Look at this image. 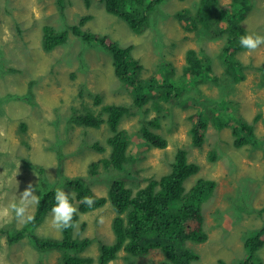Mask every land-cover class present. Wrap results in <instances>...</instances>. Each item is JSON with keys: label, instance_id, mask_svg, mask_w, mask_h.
Masks as SVG:
<instances>
[{"label": "rangeland", "instance_id": "1", "mask_svg": "<svg viewBox=\"0 0 264 264\" xmlns=\"http://www.w3.org/2000/svg\"><path fill=\"white\" fill-rule=\"evenodd\" d=\"M232 1L221 0V5L227 6ZM200 2L167 0L151 15L145 31L136 34L124 20L109 14L100 0H92L89 7L86 0H69L64 9L59 8L57 0H0V58L5 68L20 70L5 73L0 68V97L25 96L30 91V82H34L32 89L37 102V106H32L29 100L20 102L10 97L0 116V208L18 198L29 183L37 188L36 195L52 186L69 195L73 193L70 201L77 207L76 193L66 182L78 177L85 179L95 194L107 197L115 174L112 169H105L102 161L110 154L107 140L113 135L111 128L108 124L98 129L72 128L70 122L75 114L88 110L107 119L104 106L124 105L130 112L119 128L132 137L128 154L135 162L119 172L120 178L136 191L148 184L147 179H160L171 172L177 152L186 150L189 162L201 168L185 182L186 191L202 178L217 183L203 204L208 240L187 244L199 255L193 264H221V260L225 264H239L247 258L245 238L264 230V45L236 54L247 70L243 81H233L222 51L226 38L209 39L202 26L190 31L186 18L178 15L185 9L196 15ZM249 5L244 20L247 34L264 36V0H249ZM86 16L92 19L83 31L108 35L122 46H134L133 55L143 65L140 76L144 79L153 77L164 82L167 74L174 82L186 77L189 50H195L202 61L211 60L214 79L186 87L183 97L190 101L187 107L173 103L160 114L152 110L151 102L138 107L130 88L116 77L112 58L101 47L84 44L70 31L67 44L46 51L44 26L70 29ZM207 65L205 62L203 67L206 69ZM93 94L102 98L101 104ZM200 98L220 100L222 118H242L253 125L258 137L255 146L237 148L232 126L220 129L211 121L203 131V145L196 148L191 117L197 112L193 105ZM155 118L160 120L156 131L169 142L166 149L151 148L140 138L143 126L155 131L150 125ZM97 142L105 147L103 151L90 148ZM213 155L216 160L211 159ZM93 163L98 165L96 175L91 172ZM35 210L36 205L30 214L34 216ZM117 216L111 203L80 215L74 235L92 241L80 254L82 258L100 264L101 244L111 245L115 241L113 223ZM51 219L49 213L36 232L41 237L61 239L62 230L51 227ZM13 224L21 228L26 223L19 222L15 213L0 217L1 229ZM259 256L264 262V247ZM165 261L164 253L155 249L139 257L121 251L108 264ZM0 264H62V254L40 253L26 240L12 245L6 236H0Z\"/></svg>", "mask_w": 264, "mask_h": 264}, {"label": "trees", "instance_id": "2", "mask_svg": "<svg viewBox=\"0 0 264 264\" xmlns=\"http://www.w3.org/2000/svg\"><path fill=\"white\" fill-rule=\"evenodd\" d=\"M100 1L105 4L109 14L124 20L136 34H142L150 23L151 15L159 11V6L167 0ZM68 2L69 0H57L60 9H64ZM90 2L92 0H86L88 7L91 6ZM249 8V0H233L227 6H222L221 0H201L196 15H190L188 9L178 14L179 17L186 18L189 23L186 25L188 30L197 31L202 26L207 31L206 35L209 39L226 38V46L222 49L226 54L224 62L228 67L229 77L237 82L246 78L247 67L240 63L236 54L245 49L240 45L239 38L247 34L244 20ZM91 19V16L83 17L78 25H74L70 29L58 30L54 26H44L43 44L46 51L49 52L67 44L70 31L84 44H95V46L101 47L112 58L116 77L130 88L135 105L138 107L142 108L151 102L152 110L157 114L162 113L167 105L173 103H180L187 107L190 101L183 97L186 87L198 86L214 79L211 60L207 58L206 61H202L195 50H189L187 54L186 77L174 82L169 80L167 74L164 82L153 77L144 79L140 76L143 65L133 55L134 46H122L108 35L101 36L83 31L82 28ZM205 62L208 64L206 69L203 67ZM3 64L4 62L0 58V68L3 67L5 73L8 70L14 73L20 72L15 67L8 66L7 69ZM165 68L174 71L169 66ZM261 69L263 70V67ZM188 79L191 81L188 82ZM32 85L34 82H30V91L25 96L0 97V116L3 115L4 106L10 97L20 102L29 100L32 106H37ZM93 96L101 104L102 98L99 95L93 94ZM221 100L230 104L227 99ZM219 102L220 100L217 99L200 98L193 105L197 109V112L191 117L194 146L198 148L203 145L205 138L203 131L211 121H214V124L220 129L232 126L237 148L255 146L258 137L253 125L248 124L242 118H222L220 115L223 106ZM103 110L108 113L107 119L88 110L84 114H75L70 124L72 128L81 126L87 129H98L103 124L110 126L113 133L107 140L110 154L102 161L103 166L106 169H112L115 174L108 196L102 197L95 194L89 183L83 178L68 180L66 184L76 193L78 211L73 218L74 226L63 229L61 239L41 237L36 232L55 205L54 192L57 188L55 186L37 194L40 196V203L36 205L33 221L27 222L21 228H17L15 224L9 228H0V236H6L12 245L26 240L33 249L40 253L58 251L62 254V264H93L95 262L93 259L80 256L92 241L74 235L75 227L80 219L79 213L85 214L111 203L118 213L113 223L115 241L111 245L101 244L98 259L100 264H108L115 260L121 251L139 257L147 256L155 249L161 250L166 257V261L162 264H193L199 259V255L187 244L188 242L201 244L208 240V234L204 227L203 204L213 194L217 183L202 178L189 191H186L185 182L197 175L201 168L198 164L189 162L187 151L180 149L174 157L171 172L163 175L160 179H147L146 186L140 187L136 191L133 190L127 185V181L120 178L121 175H119V172L124 171L125 166L135 162V159L128 154L132 137L130 134L128 137L127 131L119 128L122 119L130 112V109L124 105H106ZM150 125L155 128V131L143 126L139 133L140 138L151 148L166 149L169 146L168 140L156 131L160 128L159 118L150 121ZM90 148L103 151L105 147L97 142L91 144ZM211 159L216 160V156L213 155ZM97 169L98 165L92 164V173L96 174ZM85 196L94 198L95 202L92 207L80 203ZM263 231L255 232L245 238L244 246L248 256L239 264H264L263 260L257 256L264 247ZM221 262V264H225L223 260Z\"/></svg>", "mask_w": 264, "mask_h": 264}, {"label": "clouds", "instance_id": "3", "mask_svg": "<svg viewBox=\"0 0 264 264\" xmlns=\"http://www.w3.org/2000/svg\"><path fill=\"white\" fill-rule=\"evenodd\" d=\"M239 43L243 48L247 49L249 52L255 51L261 45H264V36H261L258 34H251V33L242 35L239 38ZM91 168H92V165H91ZM36 191H37V188H35L31 183H29L27 187L25 188V190L19 194L18 198H14L6 206H3L2 208H0V217H7L11 213H15V217L19 222L27 223V222L33 221L34 216L30 214L31 208L40 203V196L35 194ZM71 196H73V193L69 195L64 191V189H61L59 187L55 189V192H54L55 205L51 209L52 219L50 221V224H51V227H53L54 229L58 231L63 230V229H68L74 226L73 218L78 211L77 209L78 205L77 207H75L71 203L70 201ZM94 202H95L94 198L89 197V196L83 197L80 201V203H83L87 205L88 207H92ZM81 214L83 213H79V215ZM101 222H103V218H101Z\"/></svg>", "mask_w": 264, "mask_h": 264}, {"label": "flooded vegetation", "instance_id": "4", "mask_svg": "<svg viewBox=\"0 0 264 264\" xmlns=\"http://www.w3.org/2000/svg\"><path fill=\"white\" fill-rule=\"evenodd\" d=\"M262 249H263V248H262ZM262 249H261V250H262ZM259 252H260V251H259Z\"/></svg>", "mask_w": 264, "mask_h": 264}]
</instances>
